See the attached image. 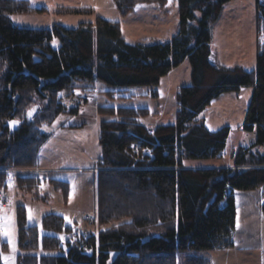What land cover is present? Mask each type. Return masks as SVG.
Wrapping results in <instances>:
<instances>
[{
	"label": "trees",
	"instance_id": "trees-1",
	"mask_svg": "<svg viewBox=\"0 0 264 264\" xmlns=\"http://www.w3.org/2000/svg\"><path fill=\"white\" fill-rule=\"evenodd\" d=\"M166 1L114 0L122 16L140 4ZM229 1L178 0L176 35L166 42L130 43L120 22L101 17L74 28L59 23L45 29L20 27L13 16L43 10L28 0H0V190L7 189L9 170L37 166L49 138L44 127L63 115L79 114V105L68 108L64 99L98 92V81L110 88L102 93L111 99L135 87H147L156 97L162 78L174 68L188 59L192 69V83L176 93L179 110L172 124L149 128L147 108H98L110 117L100 123L101 152L94 166L99 232L84 229L74 238L75 227L57 214L44 216L40 226H28L19 206V248L31 253L19 255L18 264H109L112 253L117 256L111 264H179V253L234 245L235 193L264 188V151L255 149L264 147V2L256 0L257 65L245 70L210 61L211 27ZM55 39L58 48L52 45ZM248 87L253 95L242 129L255 132V142L232 155V167H189V159L222 157L231 132L229 127L210 131L197 119L200 112L221 95ZM20 174L15 177L18 188L36 201L51 199L39 176ZM48 183L68 196L67 182L51 178ZM183 264L210 262L186 256Z\"/></svg>",
	"mask_w": 264,
	"mask_h": 264
},
{
	"label": "rangeland",
	"instance_id": "rangeland-1",
	"mask_svg": "<svg viewBox=\"0 0 264 264\" xmlns=\"http://www.w3.org/2000/svg\"><path fill=\"white\" fill-rule=\"evenodd\" d=\"M32 5L45 4L47 14L17 15L13 21L20 27L45 29L51 28L52 24L63 22L67 27H77L80 23H94L97 17L106 20L120 22L122 36L131 43L135 42H166L176 33L179 25L178 0H167L164 5L158 3H143L138 5L128 16L124 17L117 9L114 0H30ZM264 2V0H262ZM256 0H230L224 7L221 18L212 24V47L217 49L221 57L226 58L228 64L241 66L251 70L257 64V14ZM72 9L87 8L89 13L81 14H59L53 12L58 7ZM58 14V13H56ZM198 19L201 13L197 12ZM195 24L198 20L194 21ZM55 48L60 46L59 40L52 43ZM192 69L188 59L174 68L167 76L163 77L159 86L158 94L154 97L147 87H135L127 92H119L114 98L106 95L105 91L110 88L103 82H97L98 92L94 94H77L76 97L64 99V104L69 108L73 102L81 103L79 114L71 117L61 116L52 126L44 127V130L53 138L40 150L39 158L42 166L52 168V172L44 173L42 179L53 178L68 183V196L62 191H56L52 186L46 189L42 185V191L49 193L51 199L48 202L36 201L29 192L18 188L15 177L20 174L12 170L7 182L6 199H0L1 236L0 253L3 264H18L19 255L31 252L21 251L18 244V207L23 206L25 210V222L28 226L42 224L43 217L48 214H57L75 227V231L88 230L96 233L100 225H88L84 222L87 215H96L97 211V173L95 163L100 157L99 129L102 120L110 119L98 113V108L103 106L147 108L150 116L145 119L149 128L157 125H169L177 119L179 106L176 102V93L181 86L192 83ZM251 88V87H250ZM253 89V88H251ZM253 94V93H252ZM92 96L87 102L88 96ZM240 104H250L252 95L247 99L242 94ZM83 97V99L81 98ZM221 97V96H220ZM218 99V98H217ZM215 99L206 109L200 112L197 119L204 116H212L216 105ZM237 101V98H232ZM74 100V101H73ZM73 101V102H72ZM223 100L225 104H230ZM238 112L243 106L239 105ZM36 109V108H35ZM36 112V110H35ZM235 119L234 122H237ZM217 128H221L224 119L217 115L213 121ZM64 126L66 133L57 132ZM222 129V128H221ZM62 131V130H61ZM56 133V134H55ZM55 134V135H53ZM244 130L232 129L226 144L225 156L215 159H189L188 164H222L231 165L232 155L243 144ZM65 145V146H64ZM136 153L140 152L139 145L133 148ZM256 150L264 151L263 146ZM33 174V173H25ZM46 176V177H44ZM239 192V191H238ZM235 193V198L236 194ZM1 194V193H0ZM4 199V198H3ZM264 191L261 203L264 201ZM236 208H238L236 204ZM264 215V214H263ZM239 226V227H238ZM238 227V228H237ZM248 227L254 229L255 237L250 239L246 235ZM233 246L230 248L216 250H199L179 253V264L184 263L186 256H196L209 260L210 264H264V216L255 218L249 225L237 222L232 236ZM250 242L259 246L252 249H244L251 246ZM4 244L8 249L4 250ZM42 254H58L57 251H39ZM117 253L111 254L109 264L116 258Z\"/></svg>",
	"mask_w": 264,
	"mask_h": 264
},
{
	"label": "crops",
	"instance_id": "crops-1",
	"mask_svg": "<svg viewBox=\"0 0 264 264\" xmlns=\"http://www.w3.org/2000/svg\"><path fill=\"white\" fill-rule=\"evenodd\" d=\"M28 1H30V0H28ZM33 6H35L37 9L43 10L42 12L35 13V14H43L44 15L45 13L46 14L48 13L47 12L48 10L46 9L45 4L37 3V5H33ZM67 9H70V8L60 6V7H58V9L56 11L53 12V14L58 15V16H59V14H67V13L73 14V13L67 12ZM56 13H58V14H56ZM31 15H34V14H31ZM13 17H12V20H13ZM124 17H126V16H124ZM55 23L63 24V22L55 21L52 25H54ZM178 27H179V25H178ZM177 32H178V28H177L176 33ZM176 33L174 35H176ZM135 43H137V42H135ZM211 46H212V42H211ZM210 61L215 66H220V67L229 68V69L241 67L240 65L233 67V65L225 62V61H227L226 58L221 57L219 55V52L217 51V49H215L213 47H212V54L210 57ZM243 92H244V98L245 99H247V96L249 97V95L250 96L253 95L252 94L253 89H251L250 87L244 88L238 92L225 93V94L221 95V97H219L216 100V102H219V100H222V101H221V104L216 105L215 110L213 109L212 116L207 115V116L201 117L199 119V121L202 122L212 132L219 131V130H221V128L223 129L225 127H229L230 130L235 129V128L242 129V126L246 120L248 108L250 105V104L249 105L245 104L243 106L242 104H240V100L242 99ZM90 98H92V96L89 95L87 98V101ZM232 98H237L238 100L235 101ZM223 100H226L230 104H225L223 102ZM211 103H213V102H211ZM239 105L243 106V108L241 109L240 112H238V108L240 107ZM217 115L221 116L224 119V123H223V126H221V128H217L216 124L213 122L217 118ZM235 119H238V121L234 122ZM161 125H164V124H161ZM157 126H159V125H157ZM66 127L67 126H64L61 129L62 131L58 130L57 132H60L61 134L66 133ZM244 132H245V134H244V138H243L242 147H247V146H250L251 144H253L255 142L256 133L255 132H246V131H244ZM55 134H53V135H55ZM52 138L53 137L52 136L50 137V134H49V138L43 144L42 148ZM42 148L40 150H42ZM224 156H225V153H223L222 157H224ZM42 165H43L42 159H41V157L39 158V154H38L37 166L35 168L23 169V170L20 169V170H17V172H19V173H33L32 175L39 176L41 178V181L43 182L42 185H45L43 187L46 189V187L49 185L48 181L51 178L50 177L47 178L46 176H44L46 178L42 179V177H43L44 173L46 174L48 172H52V168H48L47 166L43 167ZM187 165L189 167H193V168H229V167H232V164L231 165H222V164H214V163L213 164H203V165H196V164H188L187 163ZM94 170H95V173L98 172V169H94ZM263 191H264V188H260L258 190H254V191H250V192H238L236 194L235 199H236V204L238 206V208H237V222H239V220H241L242 224L247 223V225H249L251 222H253V219H255V218L261 219V217L264 216L263 215L264 213L262 211V203H261V197L263 196ZM237 222H236V224H237ZM254 232H255L254 229L252 230L251 227H248V231H246L247 237L250 239L251 237H253V234L255 237ZM250 245L251 246H245L244 249H252V247H255L256 244L254 242H250ZM256 246L257 247L259 246V242Z\"/></svg>",
	"mask_w": 264,
	"mask_h": 264
},
{
	"label": "built area",
	"instance_id": "built-area-1",
	"mask_svg": "<svg viewBox=\"0 0 264 264\" xmlns=\"http://www.w3.org/2000/svg\"><path fill=\"white\" fill-rule=\"evenodd\" d=\"M80 103L77 102H73V107H77ZM0 198H5V193H1L0 194ZM84 222H86L88 225H94L96 228L99 227V219H98V215H87L84 217ZM80 232L75 231L73 233V237L77 238L79 237Z\"/></svg>",
	"mask_w": 264,
	"mask_h": 264
},
{
	"label": "water",
	"instance_id": "water-1",
	"mask_svg": "<svg viewBox=\"0 0 264 264\" xmlns=\"http://www.w3.org/2000/svg\"><path fill=\"white\" fill-rule=\"evenodd\" d=\"M35 110H37V108H36ZM35 110H34V111H35Z\"/></svg>",
	"mask_w": 264,
	"mask_h": 264
}]
</instances>
